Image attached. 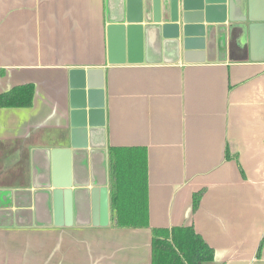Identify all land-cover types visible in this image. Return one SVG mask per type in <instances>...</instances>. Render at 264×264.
I'll return each mask as SVG.
<instances>
[{
    "label": "crops",
    "instance_id": "0c3cea01",
    "mask_svg": "<svg viewBox=\"0 0 264 264\" xmlns=\"http://www.w3.org/2000/svg\"><path fill=\"white\" fill-rule=\"evenodd\" d=\"M215 5L225 43L215 35L213 53L205 41L187 56L126 33L111 42L108 0H0V95L35 87L31 107H0V190L30 191L32 213L27 225L0 227V264H152V228L178 226L215 250L210 264H264V45L255 25L264 0ZM123 147L147 151L150 228L116 226L110 150ZM103 189L107 226L93 215V191L101 206Z\"/></svg>",
    "mask_w": 264,
    "mask_h": 264
},
{
    "label": "water",
    "instance_id": "95a60500",
    "mask_svg": "<svg viewBox=\"0 0 264 264\" xmlns=\"http://www.w3.org/2000/svg\"><path fill=\"white\" fill-rule=\"evenodd\" d=\"M217 0H108V31L110 41L123 42L124 33L150 41L155 47L167 44L182 46L187 56L196 48L213 53L215 35L218 42L225 43L227 27L225 22H215V12L219 10ZM128 23V25L126 24ZM258 25L264 45V18ZM223 38V39H222ZM99 191H93V215L95 223L102 219V225L109 224L108 190L103 189L102 204L96 201ZM56 224L62 223L64 213L62 192L55 193ZM66 206L69 210V195L66 192ZM30 191L0 190V227L27 225L31 223L32 213L28 199ZM15 209V210H14Z\"/></svg>",
    "mask_w": 264,
    "mask_h": 264
},
{
    "label": "trees",
    "instance_id": "16d2710c",
    "mask_svg": "<svg viewBox=\"0 0 264 264\" xmlns=\"http://www.w3.org/2000/svg\"><path fill=\"white\" fill-rule=\"evenodd\" d=\"M33 84L0 95V107H31ZM111 210L118 228H150L148 157L145 148L110 150ZM202 192L194 195L196 211ZM264 239L260 245L261 251ZM215 250L193 226L152 228V264H210Z\"/></svg>",
    "mask_w": 264,
    "mask_h": 264
}]
</instances>
